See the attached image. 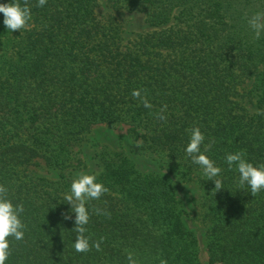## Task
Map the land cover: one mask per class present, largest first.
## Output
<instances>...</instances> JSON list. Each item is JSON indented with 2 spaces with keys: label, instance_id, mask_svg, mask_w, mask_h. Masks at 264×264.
Listing matches in <instances>:
<instances>
[{
  "label": "trees",
  "instance_id": "trees-1",
  "mask_svg": "<svg viewBox=\"0 0 264 264\" xmlns=\"http://www.w3.org/2000/svg\"><path fill=\"white\" fill-rule=\"evenodd\" d=\"M98 1L38 8L27 0L33 15L21 37L0 23V184L24 205L27 225L6 264H130L129 254L135 264H200L173 182L141 172L123 153L101 156L92 173L108 189L87 203L86 235L99 250L74 251V214L63 195L80 166L74 148L101 124L127 126L144 150L199 185L208 264H264V192L238 189L223 163L237 150L264 163V35L254 39L247 23L264 13V0H104L144 15L150 30L132 47L116 20L96 17ZM193 126L205 144L215 141L206 154L224 169L220 191L184 153Z\"/></svg>",
  "mask_w": 264,
  "mask_h": 264
},
{
  "label": "clouds",
  "instance_id": "clouds-1",
  "mask_svg": "<svg viewBox=\"0 0 264 264\" xmlns=\"http://www.w3.org/2000/svg\"><path fill=\"white\" fill-rule=\"evenodd\" d=\"M46 3L47 0H37L36 7L43 8ZM0 14L3 17L0 23L11 33L31 27L33 14L27 0L0 2ZM247 23L254 39L260 40L264 35V13L254 14ZM131 95L134 99H139L144 108L152 107L148 100L141 96L140 89H134ZM157 118L164 120L165 116L157 114ZM186 131L188 140L184 147L185 155L193 165L199 167L205 180L214 184L215 192L224 189V169L206 154L211 150L215 141L212 140L205 144V135L198 126H193ZM223 163L228 171L236 174L235 181L238 189L247 190L252 196L264 192V163H253L241 150L225 153ZM107 191L108 189L99 182L96 174L78 172L71 179L63 198L70 206V213L74 214V228L77 234L71 243L75 252L85 253L92 247L99 250V243L90 244V239L86 235V225L90 219L87 203L90 200H98ZM24 212V205L13 203L8 187L0 184V264H6L12 255V242L25 239L27 225L22 219ZM96 213L100 214V210L96 209ZM64 219H72V215H65ZM128 260L130 264H135L131 254L128 255Z\"/></svg>",
  "mask_w": 264,
  "mask_h": 264
},
{
  "label": "rangeland",
  "instance_id": "rangeland-1",
  "mask_svg": "<svg viewBox=\"0 0 264 264\" xmlns=\"http://www.w3.org/2000/svg\"><path fill=\"white\" fill-rule=\"evenodd\" d=\"M96 17L103 23L116 20L120 26L122 44L132 47L140 36H144L150 29L144 22L142 13H127L114 11L107 7L104 0L98 1L95 9ZM27 28L17 30L19 37L24 35ZM250 114L255 107L245 105ZM116 153H123L141 172L156 173L168 177L174 184L176 195L181 201L184 215L183 219L188 228L195 234L198 242V260L200 264H208L206 250L207 223L204 220L202 208V190L195 180H187L184 172L165 158L151 154L144 150L140 140L133 138L127 132V126L122 124H101L91 128L83 141L74 148V158L80 161L79 169L73 171L74 177L78 172L89 174L98 171V160L106 155L113 158ZM36 176L50 180L58 179L55 170L37 169ZM196 173L191 176L195 178Z\"/></svg>",
  "mask_w": 264,
  "mask_h": 264
}]
</instances>
